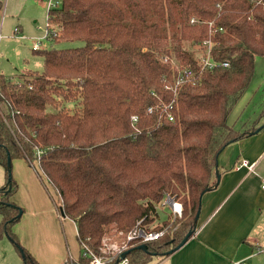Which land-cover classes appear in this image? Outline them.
I'll use <instances>...</instances> for the list:
<instances>
[{
	"label": "trees",
	"instance_id": "obj_1",
	"mask_svg": "<svg viewBox=\"0 0 264 264\" xmlns=\"http://www.w3.org/2000/svg\"><path fill=\"white\" fill-rule=\"evenodd\" d=\"M57 1L47 16L52 46L34 50L44 57L43 70L15 81L0 73L7 180L0 239L7 236L21 256L23 249V264H42L13 231L23 208L11 200L18 188L12 162L22 159L38 166L75 223L79 264H90L85 249L99 255L104 238L141 219L169 232L148 242V251L134 245L128 264L168 256L194 229L219 153L255 130L236 129L228 119L252 81L255 58L264 57V0ZM210 40L218 65L201 70L195 49ZM76 41L82 45L55 47ZM183 69L198 81L175 94ZM172 101L171 121L163 107ZM166 195L183 205L173 222H159Z\"/></svg>",
	"mask_w": 264,
	"mask_h": 264
},
{
	"label": "crops",
	"instance_id": "obj_2",
	"mask_svg": "<svg viewBox=\"0 0 264 264\" xmlns=\"http://www.w3.org/2000/svg\"><path fill=\"white\" fill-rule=\"evenodd\" d=\"M258 126L245 129L256 130ZM243 160L254 165V170L239 168ZM32 168L22 159L16 160L13 168L18 188L11 200L23 208L13 231L40 263L79 264L82 252L76 225L68 218L63 220H70L74 227L67 231L61 225L56 201ZM218 170L220 182L202 197L194 235L170 255H153L146 264H232L241 260L258 264L264 257V126L226 146L218 156ZM214 177L216 183L215 170ZM162 208L168 209L166 218L172 215L169 206ZM165 219L160 217L159 222ZM0 250L4 255H0V264H23L22 256L6 237L0 239Z\"/></svg>",
	"mask_w": 264,
	"mask_h": 264
},
{
	"label": "rangeland",
	"instance_id": "obj_3",
	"mask_svg": "<svg viewBox=\"0 0 264 264\" xmlns=\"http://www.w3.org/2000/svg\"><path fill=\"white\" fill-rule=\"evenodd\" d=\"M0 73L11 78L19 80L21 75L27 72H41L43 70L44 57L42 54L33 50L34 43H40V50L50 48L51 42L47 38V16H48V0H0ZM82 45L81 41L66 42L56 45L57 48H68ZM190 49L193 46L187 43ZM202 50L195 49L196 53ZM228 122L236 129H241L243 125L264 126V57L257 56L255 58V71L252 81L244 94L238 100L229 116ZM254 123V124H253ZM253 124V125H252ZM18 160V159H16ZM16 160L12 162L13 168ZM35 166H33L34 168ZM33 171L38 172L35 167ZM39 169V168H38ZM45 190L53 196L57 203L56 192L47 182L45 176H41ZM6 182V169L0 165V188ZM17 191L13 194L16 196ZM56 203L54 207L58 212ZM12 205V204H11ZM168 209L159 207V214L162 219L166 218ZM59 213V212H58ZM59 217V215H58ZM0 215V221H1ZM61 225L70 231V227H74L70 220L59 217ZM170 221L175 218L171 215ZM68 225V227H67ZM70 234V232H69ZM9 239L7 236H5ZM3 258V252L0 250ZM1 259V258H0ZM258 264H264V257Z\"/></svg>",
	"mask_w": 264,
	"mask_h": 264
},
{
	"label": "built area",
	"instance_id": "obj_4",
	"mask_svg": "<svg viewBox=\"0 0 264 264\" xmlns=\"http://www.w3.org/2000/svg\"><path fill=\"white\" fill-rule=\"evenodd\" d=\"M59 4L57 0H48L49 9L56 7ZM48 9V10H49ZM212 27V23H211ZM48 29V28H47ZM50 34L48 29L47 36ZM33 50H40V43H34ZM202 51L198 54L199 67L201 70L211 69L218 65L212 58V47L211 40L206 43V47L201 49ZM227 62L223 63V66H228ZM199 77V75H198ZM197 75L191 69H183L179 79L176 82L174 87L175 94L177 93V88L183 84H196L198 81ZM175 101L170 102L169 104L163 107V110L167 113V118L169 120H173L174 117L172 115L171 110L173 109ZM160 108L157 106L155 108L151 107L148 109L150 113L154 112ZM134 120L137 121V117H134ZM243 166L249 167L250 170H254V165H250L248 161L243 160L238 164V167L241 168ZM36 168L38 166H35ZM38 170V168H37ZM48 182V181H47ZM262 187L264 188V179L262 183ZM57 198V197H56ZM163 206H169L171 209L172 216L176 218H181L183 215V205L182 203L173 196L166 195V198L163 202ZM57 207V203H56ZM58 214L61 218H64V214L59 208L58 203ZM169 232V227L164 226L162 229L154 230L148 229L143 224V219L139 220L136 226L129 232L123 233L119 232L114 237H106L102 241V246L100 248V254L96 255L92 251L85 249L83 256H87L90 259V264H128L127 257L120 260L121 255L131 249L136 244H147L148 242L154 241L161 237H164ZM232 264H250L247 260L236 261Z\"/></svg>",
	"mask_w": 264,
	"mask_h": 264
},
{
	"label": "water",
	"instance_id": "obj_5",
	"mask_svg": "<svg viewBox=\"0 0 264 264\" xmlns=\"http://www.w3.org/2000/svg\"><path fill=\"white\" fill-rule=\"evenodd\" d=\"M262 127H263V126L257 128L256 130L250 132L249 134H256V133H258V132L262 129ZM221 152H222V151H221ZM221 152H220V153H221ZM220 153H219V154H220ZM218 156H219V155H218ZM8 165H9V166L11 165V158H8ZM215 176L217 177V182L214 184L213 187H209V188L205 189V190L202 192V194H201V199H200L201 202H202V197H203V195H204L206 192L212 190L214 187H216V186L218 185V183L220 182V174H219V170H218V162H217V166H216V168H215ZM8 182H9V181H8ZM10 189H11V188H9V190H10ZM4 204H6V205H10L9 203H4ZM21 216H22V211H20L19 214H18V217H21ZM199 217H200V210L197 212L196 217H195V221H194V229H193L192 231H190V232L187 234V236L183 239V241L178 245V247L176 248V250L179 249L180 247H182V246L188 241V239L194 235V233H195V231H196V228H197V224H198ZM138 248H139V249H142V250H144V251H148V245H147V244H141V245L138 246ZM132 250H133V249L131 248V249H129L128 251L124 252V253L121 255V257H120V260L126 258L127 255H128ZM20 251H21V253H22V257H24V251H23V249L21 248ZM171 253H173V251H169V252H168V254H171ZM74 264H77V263H74Z\"/></svg>",
	"mask_w": 264,
	"mask_h": 264
}]
</instances>
